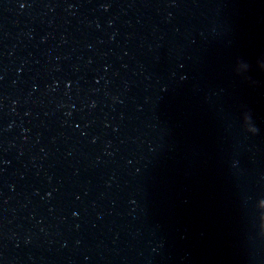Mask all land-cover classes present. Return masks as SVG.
I'll list each match as a JSON object with an SVG mask.
<instances>
[{
    "label": "water",
    "instance_id": "95a60500",
    "mask_svg": "<svg viewBox=\"0 0 264 264\" xmlns=\"http://www.w3.org/2000/svg\"><path fill=\"white\" fill-rule=\"evenodd\" d=\"M0 264H264V0H0Z\"/></svg>",
    "mask_w": 264,
    "mask_h": 264
}]
</instances>
